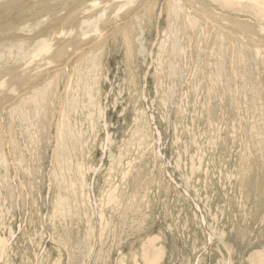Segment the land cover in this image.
<instances>
[{
    "label": "rangeland",
    "instance_id": "obj_1",
    "mask_svg": "<svg viewBox=\"0 0 264 264\" xmlns=\"http://www.w3.org/2000/svg\"><path fill=\"white\" fill-rule=\"evenodd\" d=\"M81 263L264 264V0H0V264Z\"/></svg>",
    "mask_w": 264,
    "mask_h": 264
},
{
    "label": "bare ground",
    "instance_id": "obj_2",
    "mask_svg": "<svg viewBox=\"0 0 264 264\" xmlns=\"http://www.w3.org/2000/svg\"><path fill=\"white\" fill-rule=\"evenodd\" d=\"M192 4H193V3H192ZM211 23H212V22H211ZM162 167H163V166H162ZM54 235H56V234H54ZM56 236H57V235H56ZM57 241H58V239H57ZM80 247H81V246H80ZM86 248H87V247H86ZM65 249H66V248H65ZM74 257H75V256H74ZM74 257H73V258H74ZM74 261H75V260H74ZM76 261H77V260H76ZM81 264H82V263H81Z\"/></svg>",
    "mask_w": 264,
    "mask_h": 264
}]
</instances>
